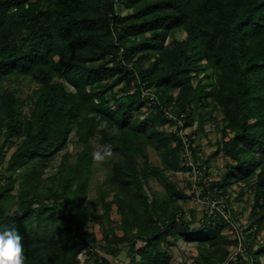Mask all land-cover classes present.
<instances>
[{
  "label": "trees",
  "instance_id": "trees-1",
  "mask_svg": "<svg viewBox=\"0 0 264 264\" xmlns=\"http://www.w3.org/2000/svg\"><path fill=\"white\" fill-rule=\"evenodd\" d=\"M20 79L36 85L28 113L5 87ZM168 114L183 116L184 128L198 122L188 138L204 178L210 158L196 135L208 121L217 125L214 156L230 162L219 182L199 183L201 197L223 198L243 184L253 194L247 231L264 232V0H0V225L22 235L25 264H112L86 231L99 208L102 249L117 257L129 247L128 264H173L170 249L181 241L199 244L197 264L226 261L230 220L215 212L192 228L186 218L182 203L195 196L172 177L192 174ZM72 134L75 161L66 153L49 173ZM94 139L118 160L89 203ZM149 147L165 169L151 164ZM114 206L122 235L112 229ZM246 246L250 264H263L264 237L257 250Z\"/></svg>",
  "mask_w": 264,
  "mask_h": 264
},
{
  "label": "rangeland",
  "instance_id": "rangeland-1",
  "mask_svg": "<svg viewBox=\"0 0 264 264\" xmlns=\"http://www.w3.org/2000/svg\"><path fill=\"white\" fill-rule=\"evenodd\" d=\"M121 11L123 14L127 13V11L123 8H121ZM177 37L180 40H183L185 38V34L179 33ZM5 87L9 90L15 91L17 96L27 103L25 112L28 113L29 109L34 104L36 85L28 79H20L18 81L6 83ZM215 117L217 118L219 126L221 127L222 124L220 122L223 119L222 113H215ZM198 127L199 124L196 122L193 126V129H189L188 132L195 131ZM169 130H166V132L168 133ZM196 138L203 146V154L207 158H210L209 176L203 180L205 185L209 186L211 182H219L221 180L223 174L225 173V166L228 162H230V159L224 157L222 154L214 156L217 150V143L221 138V133L218 130L217 125L214 123L210 121L206 122L203 129L197 131ZM20 141V138H16L7 146L5 161H7L15 152ZM92 144L94 146L96 165L94 168L91 190L88 199L89 203L97 198L99 194V186L106 180L107 175L110 173L112 163L118 160L117 156L108 153L103 147H101L97 139H94ZM79 150L80 145L77 143V138L75 134H72L68 148L55 158L51 164L52 168L49 173L55 174L59 170L62 164V158L66 153L71 154V160L75 161L76 154L79 152ZM148 150L151 164L153 166L165 169L166 165L161 154H159L152 147H149ZM172 178L175 181H182L186 184L188 183V188H186L187 194L195 196L190 201L182 203L186 212L187 220L192 222V228H198L202 224L206 215H212L215 212H221L224 214V216L228 217L231 222V224L229 223L230 226L224 231L225 236H227L231 242L228 246L229 251L236 246L235 242L238 240L240 235L246 237L248 235L249 239H246V241H248L249 244L251 243L255 250H257L259 246L263 244L264 232L259 233L255 228L250 232L247 231L251 223L250 216L253 200V194L248 187L244 186L243 184H232L227 187V193L225 197H212V199H204L201 197L204 185H197L195 188L193 185L194 178L193 176L189 178L187 171H181L177 174H173ZM190 181L192 182V186L189 184ZM151 187L157 196L162 198L166 196L165 191L157 182L152 181ZM150 194H152V191ZM111 199L112 197L109 198V200ZM225 201H229L230 211L227 213L222 211V207L226 205ZM97 212L99 217L93 218L89 224V228L86 230L89 239H96L95 243L97 244V252L99 251L101 256L107 258L112 264H128L130 251L129 247L122 245V252L117 257L106 254L102 249V245L104 246L105 241L103 230L106 226V221L104 219V213L102 209L99 208ZM111 215L114 221L112 229L114 230L115 234L122 235V231L119 228L120 211L116 206L113 207ZM138 246L142 247L144 246V243H139ZM198 246L199 244L197 242L185 243L181 241L176 246L171 247L170 253L173 257V264H197L196 258L199 256L200 252ZM80 258L82 260L86 258L84 253L80 256ZM261 260L264 264V258H261Z\"/></svg>",
  "mask_w": 264,
  "mask_h": 264
},
{
  "label": "built area",
  "instance_id": "built-area-1",
  "mask_svg": "<svg viewBox=\"0 0 264 264\" xmlns=\"http://www.w3.org/2000/svg\"><path fill=\"white\" fill-rule=\"evenodd\" d=\"M152 99H155V97H152ZM168 117L170 119H174L176 122L175 125L173 126V130L174 131L178 130V134H179L180 138L182 139V141L185 145V148L181 154V158L183 160L184 165L187 168L191 169L190 172L194 178L193 185L196 188L197 185L199 186V183L204 180V173H203L204 168L201 167L202 165H201L200 161L196 162L193 158V154L191 151V143H190L189 138H188V135L190 134V132H188V130L190 128H184L185 123L183 120V116H181L180 119H175V118H173L172 115L168 114ZM226 207H227V205H224L222 207V211H224ZM226 219H228V217H226ZM228 222L231 224L230 221H228ZM240 261H245L248 264H250L252 261L250 254L248 252L247 246H246L245 238L243 235H240L238 237V245L235 246L230 251L228 258L222 264H237Z\"/></svg>",
  "mask_w": 264,
  "mask_h": 264
},
{
  "label": "clouds",
  "instance_id": "clouds-1",
  "mask_svg": "<svg viewBox=\"0 0 264 264\" xmlns=\"http://www.w3.org/2000/svg\"><path fill=\"white\" fill-rule=\"evenodd\" d=\"M111 151V146H106ZM23 237L15 227L0 225V264H25Z\"/></svg>",
  "mask_w": 264,
  "mask_h": 264
}]
</instances>
